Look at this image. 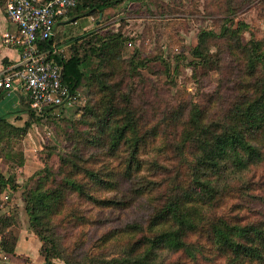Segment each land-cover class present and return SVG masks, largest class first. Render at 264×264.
Instances as JSON below:
<instances>
[{
    "label": "rangeland",
    "instance_id": "1",
    "mask_svg": "<svg viewBox=\"0 0 264 264\" xmlns=\"http://www.w3.org/2000/svg\"><path fill=\"white\" fill-rule=\"evenodd\" d=\"M226 20L242 23V42H260L264 51V0H125L104 17L92 15L75 26L66 23L56 27V40L66 43L68 38L79 37L77 41L72 40L75 43L73 50L77 53L69 50L63 55L81 58L88 54L92 68L99 65L100 60L93 53H86L91 45L99 47L105 35L124 37L121 58L126 64L136 63L137 68L133 72L132 67L124 65L123 91L131 100L130 108L138 119L140 134L145 138L152 137V129H155L162 139L148 144L149 149L141 155L144 162L139 175L148 181L139 185L137 182L146 179L136 176L131 186L122 183L115 191L96 192L98 197L120 201L123 203L121 208L92 207L72 195L59 212L34 222L25 211L27 190L38 187L41 192H46L64 183L65 173L58 170L63 159L77 146V136L81 133L76 123L94 121L89 120L86 110L89 98L86 87L77 90L73 104L53 109L42 118L35 113L28 116L32 111L29 112L28 102L23 98L21 107H25V111L22 108L21 113L25 115L17 117L14 123L19 128H26L27 133L14 137L5 151H1L14 153L7 154L12 157L10 164L5 163L2 160L4 154H0V174L14 183H8L4 188L0 186V219H6L4 227L7 228L0 238V255H3L1 244L8 238L10 244H14L13 259L8 258L11 264H45V256L52 264L123 263L127 258V245L132 243L128 244L127 240L132 234L110 241L102 238L104 234L110 230L120 231L136 222L141 224L148 211L160 203L155 200L153 204L145 203L148 197L156 193L153 198L161 201L177 188L185 187L190 180L187 166V161L188 164L192 161L190 146L183 156L174 152L176 157L173 154L174 159L169 161L164 160L160 151L161 148L167 149L164 154L173 151L171 144L162 147L163 138L168 140L176 131L175 123L170 122L171 116L177 111L187 113L192 105L200 104L209 110L211 118H215L233 102L244 62L235 60L222 40L207 42L210 59L201 61L200 66L192 65L194 60L190 55L201 30L218 34ZM13 108L14 100L0 97V117L10 118ZM26 121L30 124L23 127ZM259 144L264 152V138ZM97 154L93 148L86 150L90 161ZM154 159L168 170L165 177L152 175L155 164L150 166V163ZM107 160L111 170L123 167L119 159ZM19 162L22 166L17 168ZM83 165L87 167L85 162ZM46 167L50 169L47 172ZM234 176L237 179L225 183L227 188L222 197L201 211L205 216L198 232L185 239L194 257L190 258V252L186 251L176 254L164 251L159 262L225 264L226 256L207 233L211 221L223 217L242 225L264 223V161ZM163 180L160 188L151 184ZM136 187L143 189L142 195L133 190ZM6 262V256L0 259V264Z\"/></svg>",
    "mask_w": 264,
    "mask_h": 264
},
{
    "label": "trees",
    "instance_id": "2",
    "mask_svg": "<svg viewBox=\"0 0 264 264\" xmlns=\"http://www.w3.org/2000/svg\"><path fill=\"white\" fill-rule=\"evenodd\" d=\"M124 1L76 0V6L68 14L67 23H75L92 15L102 17L105 10L114 9ZM243 26L242 23L235 24L226 20L218 34L202 30L199 32L197 44L190 52L194 60L192 65L200 66L201 61L210 59L206 47L209 40H222L233 58L244 62L237 91L232 104L222 115L215 118H211L209 110L200 104L192 105L187 113L177 111L171 116L170 122L175 123L176 131L168 140L163 138L162 147L166 143L171 144L173 151L166 154L164 151L167 149L161 148L160 151L164 160L169 161L174 159L173 154L175 157L178 153L183 156L190 146L192 161L190 164L187 161L190 180L185 187L174 189L175 191L161 201L153 198L156 193L148 197L145 203L148 201L153 204L154 200L160 203L148 211L146 220L141 224L136 222L122 227L120 231L110 230L104 234L102 238H107L108 241L123 239L132 234L131 239L127 240L128 244L132 242L126 248L127 258L123 259L122 264H166L158 261L164 251L173 254L186 251L193 258L185 239L189 234L198 232L202 217L205 216L201 211L206 205L222 197L227 188L225 183L233 182L236 177L234 175L264 161V152L259 144L264 138V51L260 42H242L240 30ZM77 39L79 37L72 40ZM56 41L53 37L43 46L47 47ZM124 43V37L119 34L105 35L99 47L93 48L91 45L86 53H93L100 60L95 68L91 67L88 54L81 58L76 55H63L60 62L54 57L62 66V84L69 93L76 95L80 87L88 89L86 110L89 112V120L94 123L87 120L76 123L81 133L77 136V146L71 155L63 159L62 167L58 170L65 173L64 183L46 192H41L38 187L27 190L25 211L34 222L59 212L63 203L72 195L92 207L121 208L123 203L120 201L98 197L96 192L115 191L122 183L131 186L136 176L145 178L139 175L144 162L141 155L149 149L148 144L159 142L162 137L157 136L158 131L155 129H152V137L145 138L140 134L138 119L130 108L131 100L123 91L126 74L124 65L132 67L133 72L137 68L136 63L130 61L126 64L122 60ZM5 92L9 91L0 89V97H4ZM23 103L22 100L21 106ZM27 105L29 108L28 103ZM53 109L35 114L42 118ZM28 114L33 116L34 113ZM29 121L23 127H28ZM25 129L0 117V154H4L1 151H5L14 137L25 135ZM88 148L98 152L96 157L91 155L95 157L92 161L86 157ZM7 154L14 153L9 152L2 156V160L10 164L12 157ZM181 156L178 157L179 160ZM107 159H119L123 167L120 166V170L118 167L111 170ZM84 162L87 167L83 165ZM21 163H17L16 167L20 168ZM153 164L152 175L165 177L168 171L166 167L157 159L150 166ZM44 170L47 172L50 169L46 167ZM164 180L151 184L160 188ZM146 181L148 180L137 183L143 185ZM8 183L14 184L0 174V186L4 188ZM133 190L138 195L143 194V189L136 187ZM5 224L6 219H0V238L7 230ZM207 233L211 235L212 243L226 256L225 264H264V223L242 225L235 220L218 217L211 221ZM4 240L1 254H13L14 244H10L8 238ZM44 260L45 264H52L49 257L45 256Z\"/></svg>",
    "mask_w": 264,
    "mask_h": 264
},
{
    "label": "built area",
    "instance_id": "3",
    "mask_svg": "<svg viewBox=\"0 0 264 264\" xmlns=\"http://www.w3.org/2000/svg\"><path fill=\"white\" fill-rule=\"evenodd\" d=\"M6 18L14 27L1 35L2 43L19 51L18 60L0 77V89L21 93L39 114L62 109L76 100L62 84L63 49L55 43L57 25L67 23L76 0H3ZM57 57L59 62L54 58Z\"/></svg>",
    "mask_w": 264,
    "mask_h": 264
},
{
    "label": "crops",
    "instance_id": "4",
    "mask_svg": "<svg viewBox=\"0 0 264 264\" xmlns=\"http://www.w3.org/2000/svg\"><path fill=\"white\" fill-rule=\"evenodd\" d=\"M113 9L110 8V9H107L105 10V15L108 14L110 11H112ZM104 17V16H103ZM90 17H85V18H81L79 20H77L75 23H68L69 25L68 26H71V25H77L79 22H81V20L83 19H89ZM62 24H66V23H60L59 25H62ZM58 26V25H57ZM6 29H9L11 31L14 30V27L12 26V24L9 22V20L6 18L5 16V12H4V1L3 0H0V77L3 75V73L9 68V66L13 63H15L18 58H19V51L13 47H9V46H6L2 43V40H1V35L3 34V32L6 30ZM82 30H85L84 27H82ZM54 38L56 39V31H55V36ZM72 38H68L67 39V42L65 43L64 40H60L58 39L55 44L62 48L63 51H68L69 50L71 51V53H77V51L73 50V45H75V43H73V41H71ZM64 52V53H65ZM78 53H79V49H78ZM3 98H9V99H12L14 100V112H13V115L10 117V118H7L5 119L7 122H9L10 124L18 127L17 125H15V120L17 117H23L25 114L24 113H21V102L23 100V98H26L25 95L21 94V93H13L11 91L9 92H5L4 93V97ZM27 100V98H26ZM6 256V264L7 263H10V261H8L9 259L8 258H12L11 255H0V259L2 257ZM13 259V258H12Z\"/></svg>",
    "mask_w": 264,
    "mask_h": 264
}]
</instances>
